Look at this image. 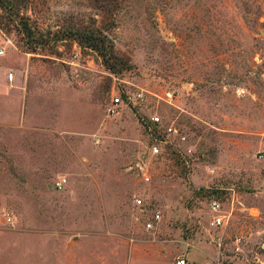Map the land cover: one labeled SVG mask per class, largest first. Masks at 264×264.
Returning <instances> with one entry per match:
<instances>
[{"label": "rangeland", "instance_id": "1", "mask_svg": "<svg viewBox=\"0 0 264 264\" xmlns=\"http://www.w3.org/2000/svg\"><path fill=\"white\" fill-rule=\"evenodd\" d=\"M71 22L126 67L27 44ZM0 47V264H264V0H9Z\"/></svg>", "mask_w": 264, "mask_h": 264}, {"label": "trees", "instance_id": "2", "mask_svg": "<svg viewBox=\"0 0 264 264\" xmlns=\"http://www.w3.org/2000/svg\"><path fill=\"white\" fill-rule=\"evenodd\" d=\"M7 1L9 0H0V5L6 8ZM24 30L27 44L31 47L36 46L39 42L48 44L53 39L73 38L81 47H88L98 52L107 68L116 70L127 65L126 60L116 52L112 38L94 22H81L79 24L71 22L56 30L46 31L38 28L34 29L26 23ZM39 37H41V40H39Z\"/></svg>", "mask_w": 264, "mask_h": 264}, {"label": "built area", "instance_id": "3", "mask_svg": "<svg viewBox=\"0 0 264 264\" xmlns=\"http://www.w3.org/2000/svg\"><path fill=\"white\" fill-rule=\"evenodd\" d=\"M3 52H4L3 48L0 47V53H3ZM10 77H12V73H10ZM135 97H136V99H141L142 98V92L141 91H137L135 93ZM113 99H114V101H119V97L117 95H115L113 97ZM151 117L152 118H151L150 122L156 123V122L159 121V116L153 115ZM173 129H175V128L172 127L171 125L167 126V130L168 131H172ZM152 148H153L154 152H157L159 150V148L157 147L156 144H154ZM64 179L65 178H61V179L57 180L56 184L60 186L62 184V182L64 181ZM135 200H136L137 203H141V201H142L140 197H136ZM209 210L212 213L211 221H210L211 224L219 225V224L223 223L225 214H223L222 211H221V202H220V200L218 198L212 197L209 200ZM154 218L155 219H159L160 218L159 212H155L154 213ZM4 220L7 223H12L13 222L12 217L9 216V215H5ZM145 225H146V228L152 227V221L150 219L146 220ZM234 241L236 243V247L240 248V243H242L241 237L240 236H236ZM185 263H186V259L184 257H179V258L176 259V264H185Z\"/></svg>", "mask_w": 264, "mask_h": 264}]
</instances>
